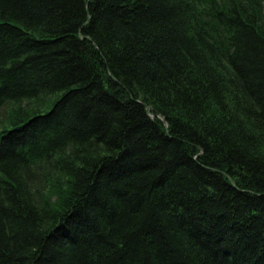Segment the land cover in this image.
Wrapping results in <instances>:
<instances>
[{"label":"trees","instance_id":"16d2710c","mask_svg":"<svg viewBox=\"0 0 264 264\" xmlns=\"http://www.w3.org/2000/svg\"><path fill=\"white\" fill-rule=\"evenodd\" d=\"M0 264H264V0H0Z\"/></svg>","mask_w":264,"mask_h":264},{"label":"rangeland","instance_id":"374dc122","mask_svg":"<svg viewBox=\"0 0 264 264\" xmlns=\"http://www.w3.org/2000/svg\"><path fill=\"white\" fill-rule=\"evenodd\" d=\"M6 112H7V110H6Z\"/></svg>","mask_w":264,"mask_h":264}]
</instances>
